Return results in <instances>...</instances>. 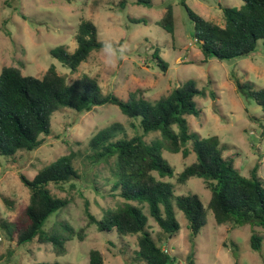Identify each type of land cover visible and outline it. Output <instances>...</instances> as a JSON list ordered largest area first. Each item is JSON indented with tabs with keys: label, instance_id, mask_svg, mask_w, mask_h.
<instances>
[{
	"label": "rangeland",
	"instance_id": "rangeland-1",
	"mask_svg": "<svg viewBox=\"0 0 264 264\" xmlns=\"http://www.w3.org/2000/svg\"><path fill=\"white\" fill-rule=\"evenodd\" d=\"M0 0V72L6 66L19 67L24 75L42 77L55 65L61 75L71 83L83 74L95 77L105 94L113 93L128 100L132 95L155 102L168 96L171 91L187 81H194L208 93L198 98L202 110L200 116L188 117L194 134L207 138L218 135L235 155L236 165L245 176L258 166L264 178V113L253 99L242 95L235 83L251 82L264 88V42L260 41L255 53L247 57L221 61L204 56L194 39L195 26L183 0H151L152 5L137 4L138 0ZM196 14L206 20L223 25V8H240L243 0H185ZM168 5L175 15L174 36L160 25ZM144 18L147 23L137 24L135 19ZM82 19L94 22L99 38L111 40L123 46V58L114 67L106 66L103 53L94 52L76 73L52 56L51 51L64 45L73 52L77 47L76 31ZM160 49L168 63L161 69L153 54ZM212 92L215 96L212 97ZM114 123H121L129 137L142 134L132 126L138 124L125 117L115 105L96 107L92 111L77 114L69 109L57 113L52 122V133L42 147L34 152L18 154L17 171L8 160L0 157V264H39L59 261L63 264H88L89 252L98 249L104 256V264H146L137 259L136 239H122L118 235L99 232L96 225L89 226L87 204L97 217L109 209L121 205L118 198L102 195L96 188H106L110 177L107 165L92 167L88 159L90 140L101 130ZM158 134L145 136L147 141ZM75 153V166L80 180L75 187L66 185L63 191L50 186L55 196L72 200L70 206L53 215L46 223V230L56 228L62 221L69 222L77 231L84 228V239L66 244V252L58 255L51 244L32 243L16 247L7 239L2 223H14L29 204L30 191L20 178V173L33 178L43 167L64 155ZM176 175L196 159L194 153L184 158L182 153L165 152ZM177 194L197 193L204 203L211 198L202 179L193 178L186 185L176 184ZM182 229L176 237H166L158 224L150 218L154 237H164V247L178 259L176 264H187L194 252L196 264H264V241L261 252L251 247L253 231L264 237V228L251 225H218L210 215L207 225L193 246L187 220L178 211ZM136 260V262H134Z\"/></svg>",
	"mask_w": 264,
	"mask_h": 264
},
{
	"label": "trees",
	"instance_id": "trees-1",
	"mask_svg": "<svg viewBox=\"0 0 264 264\" xmlns=\"http://www.w3.org/2000/svg\"><path fill=\"white\" fill-rule=\"evenodd\" d=\"M182 5L194 22V39L204 61L216 58L221 61L247 57L255 53L259 42H264V0H243L240 8L224 7L225 23L217 24L196 14L185 0ZM126 0L121 3L125 7ZM137 4L152 5L151 0H138ZM135 23H147L144 18ZM159 25L174 36L175 15L172 5ZM77 47L73 52L60 45L51 51L62 66L70 72L79 71L94 52L102 49L97 25L82 19L76 31ZM157 65L164 71L168 63L160 49L153 54ZM239 92L253 99L264 113V88L251 82L235 80ZM205 89L194 81H187L174 88L168 96L151 102L132 95L124 100L113 93L105 94L99 81L90 74H83L73 82L61 75L52 65L42 77L24 75L16 66H6L0 72V157L8 160L14 171L18 170V154L34 152L44 145L52 133L54 116L63 110L77 114L92 111L96 107L115 105L122 114L133 120L132 126L140 129L129 137L121 123L99 131L89 142L88 159L92 167L107 165L110 177L102 195L118 198L121 205L107 210L97 218L86 208L88 224L96 225L99 232L118 235L122 239L133 237L138 248L136 255L146 264H176L177 257L164 247V237H154L150 218L166 237H176L182 229L178 211L187 220L193 246L207 225L210 215L218 225H251L264 228V178L255 166L249 176L241 173L235 155L218 135L207 138L194 134L188 117H201L198 98H206ZM215 93L212 92V97ZM158 134L151 141L145 136ZM165 152L182 153L186 159L192 153L196 159L176 175ZM77 155H64L40 169L33 178L20 173V178L30 191L29 204L14 223H2L7 239L16 247L27 244H51L58 255L66 252V244L84 239V228L76 230L69 222H59L56 228L46 230V223L55 214L67 209L72 200L55 196L51 185L65 191L66 185L75 187L80 180L75 166ZM176 184H188L193 178L202 179L211 198L204 203L194 192L177 194ZM264 237L253 231L251 247L262 251ZM2 257L0 256V262ZM136 262V260L134 261ZM39 264H63L59 261ZM88 264H104V256L98 249L89 252ZM187 264H196L194 252ZM235 264H240L238 261Z\"/></svg>",
	"mask_w": 264,
	"mask_h": 264
},
{
	"label": "clouds",
	"instance_id": "clouds-1",
	"mask_svg": "<svg viewBox=\"0 0 264 264\" xmlns=\"http://www.w3.org/2000/svg\"><path fill=\"white\" fill-rule=\"evenodd\" d=\"M101 52L103 53L105 65L114 67L117 59L123 58L125 49L111 40H105L102 43Z\"/></svg>",
	"mask_w": 264,
	"mask_h": 264
}]
</instances>
